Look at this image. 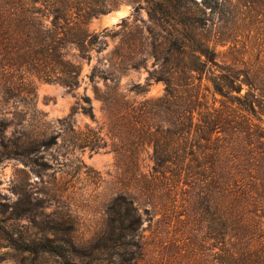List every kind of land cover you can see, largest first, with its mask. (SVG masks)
<instances>
[{
  "label": "rangeland",
  "instance_id": "374dc122",
  "mask_svg": "<svg viewBox=\"0 0 264 264\" xmlns=\"http://www.w3.org/2000/svg\"><path fill=\"white\" fill-rule=\"evenodd\" d=\"M234 3L227 20L208 34L220 68H213L214 75L203 74L202 80L176 68L187 55L174 54L166 64L164 57L170 55L163 52L158 61L148 39L147 11L137 15L133 4L122 3L89 24L91 31L107 35L101 37L107 45L102 52L94 49L90 60H83L77 50H69V59L82 68L78 87L33 78L34 111L24 118L25 126L23 100L5 103L0 97V113L14 122L6 130L9 138L42 131L46 141L58 137L49 149L32 147L28 159L0 164V264H29L33 259L13 246L17 240L71 241L81 252L93 253V259L82 260L90 264H213L222 244L208 228L198 180L172 175L180 165L177 158L167 164L170 173L156 175L153 148L133 139L138 116L116 109L127 101L140 107L162 98L166 85L157 81H166L176 69L173 81H203L210 106L211 76L264 81V0ZM122 6L126 14L113 21ZM219 39L224 42L216 43ZM85 98L93 118L83 111L89 108ZM172 120L162 113L151 123L167 129ZM260 125L264 128V121ZM260 222L264 233V215ZM36 259L39 264H63L54 255Z\"/></svg>",
  "mask_w": 264,
  "mask_h": 264
},
{
  "label": "trees",
  "instance_id": "16d2710c",
  "mask_svg": "<svg viewBox=\"0 0 264 264\" xmlns=\"http://www.w3.org/2000/svg\"><path fill=\"white\" fill-rule=\"evenodd\" d=\"M122 3L133 4L137 15L147 11L148 39L158 61L163 52L170 55L164 57L166 64L174 54L187 55L188 60H179L176 68L192 78L199 75L200 80L205 73L214 75V67L220 68L208 34L227 20L237 6L234 0H0V97L5 103L23 100L22 126L34 111L33 78L78 87L82 68L69 59V50H77L83 60H90L94 49L102 52L107 45L101 37L107 35L91 31L89 24ZM176 73L177 69L169 71L166 81H157L166 85L162 98L146 100L140 107L127 101L116 110L138 116L133 139L153 148L156 175L170 173L167 164L177 158L180 165L172 175L198 180V197L210 218L208 228L222 244L213 255V264H264V233L260 230L264 215V128L260 125L264 121V81H241L232 74L211 76L210 106L202 91L203 81H173ZM205 91L210 89L205 87ZM217 95L223 99L218 101ZM84 100L89 108L83 111L93 118L90 99ZM162 113L173 119L167 129L151 123ZM13 124L0 113V164L28 159L32 147L49 149L57 144L58 137L45 140V131L9 138L6 130ZM129 206L135 210L132 201ZM119 220L124 224L125 219ZM13 246L34 256L29 264H39L36 257L40 254L57 256L63 264H90L94 257L71 241L17 240Z\"/></svg>",
  "mask_w": 264,
  "mask_h": 264
},
{
  "label": "water",
  "instance_id": "95a60500",
  "mask_svg": "<svg viewBox=\"0 0 264 264\" xmlns=\"http://www.w3.org/2000/svg\"><path fill=\"white\" fill-rule=\"evenodd\" d=\"M125 14H126V8L124 6L118 8L117 10L114 11V15H116V17L113 18V21L118 20L120 16H123Z\"/></svg>",
  "mask_w": 264,
  "mask_h": 264
}]
</instances>
